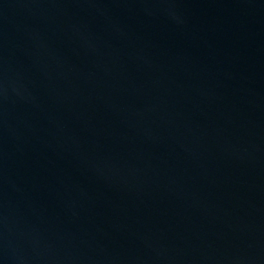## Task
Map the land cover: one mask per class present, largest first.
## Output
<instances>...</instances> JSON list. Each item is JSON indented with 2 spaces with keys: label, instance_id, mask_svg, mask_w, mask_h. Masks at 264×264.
Masks as SVG:
<instances>
[{
  "label": "water",
  "instance_id": "water-1",
  "mask_svg": "<svg viewBox=\"0 0 264 264\" xmlns=\"http://www.w3.org/2000/svg\"><path fill=\"white\" fill-rule=\"evenodd\" d=\"M0 264H264V0H0Z\"/></svg>",
  "mask_w": 264,
  "mask_h": 264
}]
</instances>
